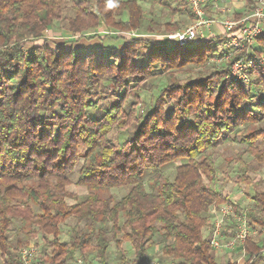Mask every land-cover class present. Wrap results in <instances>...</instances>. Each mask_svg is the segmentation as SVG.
Returning a JSON list of instances; mask_svg holds the SVG:
<instances>
[{"label": "trees", "instance_id": "16d2710c", "mask_svg": "<svg viewBox=\"0 0 264 264\" xmlns=\"http://www.w3.org/2000/svg\"><path fill=\"white\" fill-rule=\"evenodd\" d=\"M73 1L74 14L67 26L70 38L51 46L27 42L43 38L62 18L66 0H0L3 264H22L18 247L29 242L12 245L9 232L14 220L20 221L30 239L39 233L44 237V254L39 258L44 264H63L88 249L106 260L110 239L103 229L76 228L68 241H62L61 228L70 217L111 222L123 264H131L124 241L131 242L136 264H148L146 255L155 237L162 241L164 255L177 264H237L218 262L211 238L203 232L213 203L231 202L239 209L205 181L216 180L217 171L208 151L219 142L236 141L264 162V146L257 144L264 141V98L255 101L246 84L230 76L240 56L264 54V35L246 49L224 48L228 31L198 45L150 36L126 40L112 31H137L143 26L146 10L140 0ZM257 2L246 0L247 13ZM186 6L190 9L187 2ZM164 27L180 29L176 23ZM77 35L89 40L99 37L102 43L90 49L75 47L71 37ZM108 39L125 43L114 51L104 44ZM216 56L225 62L205 76L184 82L171 79L152 107L140 111L143 84L157 70H188L207 65ZM249 70L259 72L250 84L264 85V68ZM93 110L99 113L90 115ZM115 130L127 131L126 140H113L110 134ZM178 161L173 179L150 178L147 189L148 169ZM77 169V184L90 193L68 203L66 189ZM123 186L131 189L120 199L98 193ZM252 196L257 210L248 213L250 222L264 227V191ZM245 248L250 255L246 264L263 258L264 244L256 243L253 236Z\"/></svg>", "mask_w": 264, "mask_h": 264}, {"label": "rangeland", "instance_id": "374dc122", "mask_svg": "<svg viewBox=\"0 0 264 264\" xmlns=\"http://www.w3.org/2000/svg\"><path fill=\"white\" fill-rule=\"evenodd\" d=\"M141 4L143 5L145 11V20L143 26L137 31H112L114 35L121 34L125 36V39L128 40L133 36H150L155 39H165L163 37L164 34L174 32L177 30L185 29L189 24L193 22V14L186 6V0H140ZM212 2V1H211ZM214 5L208 6V11L211 14L215 12L212 11V8L219 3V0L212 2ZM73 0H66L62 18L60 20H56L54 26L52 28L46 30L44 32V37L41 39L36 40H28L27 44H42L47 43L51 46L54 44H63L64 41L69 40L68 34V18L73 16ZM244 7V6H243ZM207 8V7H206ZM240 8V7H238ZM209 14V15H210ZM238 11L234 9L233 11H229V14L226 16L229 20L232 18L237 17ZM123 18H127V15H123ZM153 22V27L151 30L148 29L149 23ZM177 24L180 29H172L167 30L164 27V24ZM110 31L111 30H106ZM213 34H217V31L214 29L213 26L205 28L203 30V35L198 36L202 40L213 37ZM211 35V36H210ZM73 38L74 46L75 47H86L92 48L94 44H101L102 41L99 37H95V39L89 40L84 36L77 35ZM201 39H197V42L202 41ZM125 43L123 40L116 42L112 39H108L105 41V45L108 48H114L113 50H118L121 45ZM257 44V43H256ZM255 44V45H256ZM224 48H228L225 43L222 45ZM145 51V49H143ZM141 59H137L136 62H140ZM225 62L220 56L214 57L210 62L204 66L193 65L188 70H178L173 71L171 73H163L160 70L156 71V74L151 77V79L147 80L143 84V88L140 92V97L142 103L139 106L140 111L142 112L143 109L148 107H152V103L155 100L159 90L167 84L171 79H178L182 82L190 79L191 77H195L198 74H207L213 67L220 66ZM264 68V67H263ZM250 71V70H249ZM264 71H261L263 74ZM250 74L251 81L246 84V88L248 91L252 93L254 96V100L258 101L259 99L264 98V85H257L254 84L257 81V77L259 76V72H255V74ZM254 81L252 84H250ZM107 101L109 98L106 99ZM106 101V103H107ZM98 111H90L89 114L94 116L97 115ZM110 137L122 143V141L126 140L128 137L127 131L122 130H115L110 134ZM257 144L260 146H264V141L261 139L257 141ZM211 154L213 159L214 165L216 167V180L209 181L205 179V181L209 182V184L223 192L224 194L228 195L231 200L237 203L239 209H247L248 213L251 211H256V206L253 201V196L256 191H264V162H260L256 160L251 153L247 151L246 145L241 142H219L214 148L208 151ZM180 162H171L164 165L161 169H148L145 175V182L147 184L150 178H160L162 180L166 179H173L176 172V166ZM81 165V163H80ZM79 170L77 169L73 175L71 176V184L68 185L66 189V199L68 203H75L76 201H80L85 196L90 193V190L84 186L77 184V177H78ZM243 176V177H242ZM242 178H245L243 180ZM131 189V186H123L119 188L113 189H101L98 193L101 197L108 198L113 197L115 199H120L123 197L128 190ZM147 189L150 190V187L147 184ZM237 207V206H236ZM124 222V217L121 216L120 218V225ZM253 226V225H252ZM211 224H209L204 229V234L206 237H210L211 233ZM78 230H91V228L95 229H103L107 232L108 238L110 239V245L107 251V258L106 260H102L98 254V252L94 249H88L84 252H77L74 258L69 259L67 261H63V264H71L73 261L77 259H81L83 264H123L122 261L119 259V251L116 246V239L113 235L112 231V223L111 222H92L90 220H77L76 217H70L63 225H62V241H68L72 234L74 233L75 229ZM10 240L12 245H17L19 241L27 242V244L20 245L18 247V253L22 246L29 244H35L38 246L40 254L39 258L43 256V245H44V237L39 233L35 237L31 239L21 227L19 220H14L12 224L11 231L9 232ZM233 231L226 230L224 232V239L222 242L228 241L233 237ZM256 243L261 245L264 244V237L261 234L253 235ZM155 243L148 249L147 257L148 261L155 260L160 264H170L175 262L173 258L167 257L163 253V243L159 237H155ZM123 248L126 252L127 260L131 264H136L134 262L135 252L132 248L130 241L123 242ZM220 263L232 262L237 264H246L249 263V252L245 248V245L237 244L233 247H221L219 249L212 251ZM38 258V259H39ZM5 257L0 252V264L4 263ZM40 260V259H39ZM41 261V260H40ZM40 264H44L40 262ZM48 264V263H45ZM255 264H264V255L263 258L258 260Z\"/></svg>", "mask_w": 264, "mask_h": 264}, {"label": "built area", "instance_id": "2783aa9c", "mask_svg": "<svg viewBox=\"0 0 264 264\" xmlns=\"http://www.w3.org/2000/svg\"><path fill=\"white\" fill-rule=\"evenodd\" d=\"M189 4L191 12L194 16L193 22L185 29L166 33L163 35L165 39L175 41L179 44H192V42L200 35L203 30L220 22L226 31L230 32L225 45L237 49H245L252 47L258 36L264 31V0H258L254 9L246 15L239 18L220 19L216 16L207 14L206 5L211 0H186ZM264 67V54H247L236 59L231 66V77L240 79L245 84L251 81L249 69L254 67ZM210 240L213 249L221 247H233L237 244L245 245L247 239L254 234H261L264 237V227H253L247 209H237L231 202L213 203L210 207ZM233 225V237L222 242L224 237V229L228 225ZM22 264H40L39 248L35 244L25 245L19 252ZM148 259L146 255V260ZM148 264H160L152 260ZM71 264H83L81 259L73 261ZM170 264H177V261Z\"/></svg>", "mask_w": 264, "mask_h": 264}, {"label": "crops", "instance_id": "0c3cea01", "mask_svg": "<svg viewBox=\"0 0 264 264\" xmlns=\"http://www.w3.org/2000/svg\"><path fill=\"white\" fill-rule=\"evenodd\" d=\"M217 1L218 0H215V2H217ZM238 7H240V8H238ZM234 9H236L238 11V14L241 13L242 16L246 15L247 12H248V7L246 6V0H219V3H217L216 6H214V8H212V11L215 12L214 14H212V16H216V17H218L220 19H227L226 16L229 14V11H233ZM212 26L217 31L218 35L224 34L226 32L225 27L220 22H218V23L216 22ZM216 35L217 34H213V36H216ZM262 35H264V31H263ZM197 39H201V38L197 37L192 42V44H197L198 45L201 42H203V40H204V39L203 40L201 39L202 41L197 42ZM207 39H205V40H207ZM227 229L232 231V228H231L230 225L225 227L224 232Z\"/></svg>", "mask_w": 264, "mask_h": 264}]
</instances>
